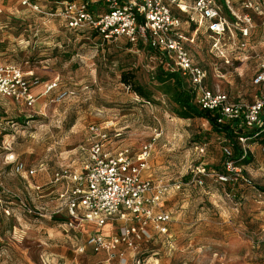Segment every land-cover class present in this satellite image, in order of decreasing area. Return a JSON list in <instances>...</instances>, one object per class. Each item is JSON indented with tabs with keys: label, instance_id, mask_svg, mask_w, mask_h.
<instances>
[{
	"label": "rangeland",
	"instance_id": "374dc122",
	"mask_svg": "<svg viewBox=\"0 0 264 264\" xmlns=\"http://www.w3.org/2000/svg\"><path fill=\"white\" fill-rule=\"evenodd\" d=\"M38 1L46 8L63 0ZM98 8L103 10L101 4ZM173 11L185 21L183 31L189 37L185 44L195 62L208 69L209 85L227 92L232 100H254L264 88L254 83L259 57L264 56V46L259 45L264 42V33L259 32L260 17L256 18L255 37L253 31V57L242 62L230 59L234 54L231 52L226 61L210 52L212 37L205 28L201 27L191 39L196 26L186 22V14L176 5ZM137 45L129 47L125 38L107 41L74 31L60 18L28 9L13 14L0 12V63L19 64L24 71H34L41 81L39 98L32 108L0 94V264L105 261L106 253L78 252L88 233L61 225L67 218L65 209L60 216L50 214L60 202L40 209L29 188V182L39 177L16 174L12 162L24 161L29 166L43 163L48 172L66 166L81 169L74 158L84 152L78 147L87 144L93 124L106 126L112 141L120 138L135 152L152 141L154 128L162 129L149 158L148 174L155 181L189 182L191 170L199 165L223 169L228 140L213 132L206 119L178 117L159 92L158 103H146L121 81L120 65H129L141 82H151L155 71L150 60L152 52L146 45ZM68 50L71 56L63 57ZM57 77L61 87H76L80 94L62 102L55 101L57 90L40 94L45 82ZM114 129H119L121 136L115 138ZM262 141L264 135L246 142L250 161L241 166L250 184L222 183L209 176L203 185L192 183L170 191L163 208L174 218L171 235L145 242L139 255L149 257L150 264H264ZM126 255L130 257L132 252L126 251ZM111 264H119L118 259Z\"/></svg>",
	"mask_w": 264,
	"mask_h": 264
},
{
	"label": "built area",
	"instance_id": "2783aa9c",
	"mask_svg": "<svg viewBox=\"0 0 264 264\" xmlns=\"http://www.w3.org/2000/svg\"><path fill=\"white\" fill-rule=\"evenodd\" d=\"M103 1L104 10L96 11L91 9L87 0H65L52 10L35 0H19L25 9L60 18L71 29H93L107 41L125 38L128 43H142L152 50L150 60L155 67L167 59L174 61L182 76L195 89L197 105L215 112L219 123L242 120L248 128L262 123L264 88L252 102L232 100L227 92L212 88L208 82V69L195 62L185 44V40H189L183 31L185 21L174 13L173 6L186 14V22L196 26L191 39L203 27L212 37V54L229 61V53L233 52L230 59L244 62L250 60L255 51L252 37L258 26L257 16L264 28V0H190L191 3L185 0ZM259 62L254 83L264 87V56L259 57ZM40 84L33 71H24L14 62L0 63V94L18 104L34 107L39 98L34 88ZM59 85L58 77L47 81L40 94L57 90V102L80 94L76 87ZM126 88L129 90V86ZM162 134V129L154 128L152 141L143 143L138 152L129 147L113 151L107 149L112 138L106 126L93 124L89 127L88 158L82 168L66 166L54 172L51 182H65L68 186L60 195V207L52 214H60L65 209L67 220L64 225L70 228L82 229L89 223L96 226L85 243L78 247V252L106 253L104 262L107 264L115 259L119 264H150L151 259L145 260L139 253L145 242L157 236L171 235L170 225L174 218L170 211L163 208L170 191L180 190L192 183L203 185L204 179L209 176L222 183H251L243 166L232 159L233 150L229 145L224 147L227 156L225 171L199 165L191 170L189 182L173 184L144 176L155 141ZM239 140L246 155L248 138L239 137ZM260 148L264 152V143ZM12 162L15 173L25 177L34 176L44 168L43 163L29 166L24 161ZM104 227L108 230L103 231ZM126 251L132 252V255L128 257Z\"/></svg>",
	"mask_w": 264,
	"mask_h": 264
},
{
	"label": "trees",
	"instance_id": "16d2710c",
	"mask_svg": "<svg viewBox=\"0 0 264 264\" xmlns=\"http://www.w3.org/2000/svg\"><path fill=\"white\" fill-rule=\"evenodd\" d=\"M104 2V1H103ZM97 4H102L97 3ZM105 7L104 5H102ZM92 10L100 11V9L91 6ZM69 28L68 26H65ZM71 29V28H69ZM78 32H88L91 36H99V33L93 29L75 30ZM132 43H128L131 47ZM137 46L145 47L142 43ZM149 48V47H148ZM149 51L152 50L149 48ZM71 51H64L63 57L69 58ZM121 81L129 86L137 98L148 103H158L156 97L157 92L161 93L171 107V110L180 118H203L206 119L212 127V131L218 135L224 136L228 140V145L233 150V160L237 165H245L250 161V154L244 155V149L240 143L239 137L249 139L264 135V117L262 123L253 128H248L242 120L229 121L225 124L218 122V115L211 111L200 108L195 102L196 91L187 78L183 77L180 70L176 67L174 61L167 59L162 64L155 67V71L151 75L150 83H143L139 80L136 71L129 65H120ZM264 143V141H262ZM198 148V147H197ZM201 148V147H200ZM220 170V169H219ZM221 171H225V167ZM264 191V187H261ZM29 210V209H28ZM30 211V210H29ZM60 216V215H54ZM67 220V218H64ZM66 221H63V223ZM145 260L148 258L143 257Z\"/></svg>",
	"mask_w": 264,
	"mask_h": 264
},
{
	"label": "crops",
	"instance_id": "0c3cea01",
	"mask_svg": "<svg viewBox=\"0 0 264 264\" xmlns=\"http://www.w3.org/2000/svg\"><path fill=\"white\" fill-rule=\"evenodd\" d=\"M5 1L7 2V5H4ZM35 1L39 2L38 0H35ZM63 1H65V0H63ZM63 1H56L59 5H56L55 7H47V5H46V8L51 9V10L56 9L62 5ZM87 1H89L91 3V6H94L96 8L98 6L97 2H99V3L101 2L102 3L101 5H104L103 0H87ZM40 4L44 6V4H42V3H40ZM21 8L25 9L22 5H20L19 0H0V12L5 10L6 12L13 14L15 11L18 12ZM25 10H27V9H25ZM103 10H104V6H103ZM259 28H260L259 32H261V30H262L264 33V28H262L261 25H259ZM257 33H258V31H257V29H255V35L253 32L254 37L257 35ZM263 44H264V42L260 43L259 45H261V47H262V46H264ZM34 90L36 93H39L38 92L39 86L35 87ZM252 101H254V100H252ZM106 125L109 126V124H106ZM114 131H115V134H114L115 138H118V136H121L122 133H121V131H119V129H114ZM88 138H89V134L87 137V144L85 145L86 147L89 144ZM119 139H115V140L111 141L107 145V149L115 151L116 149L123 148V146H126V147L130 146L129 148H131V145H124V144H122L121 140H119ZM85 146L80 145V147H78V148H82V150H84V152H81L79 155L75 156V158H74V161L78 160L81 163V168L85 164V162L87 161V158H88L89 146L86 149H85ZM78 151H79V149H77V151H75V152H77V154H78ZM82 153H84V154H82ZM47 170H48L47 167L44 166V168L38 170L36 175L30 176L32 178H35L36 176L39 177L38 179L35 180V182H29V188H30V191L34 195V198L40 204V206H41L40 209H46L50 203H53L52 204V206H53L55 203L60 202V205H61L60 195L66 190V188L68 186L64 182H62L65 184V185H63V187L60 185L61 183H59V184L52 183L51 181H52V177L54 174L53 172H55V170L52 172H48ZM56 170H58V169H56ZM144 176L152 177L151 174H148V169H146L144 171ZM22 177L25 178V176H22ZM26 177H29V176H26ZM30 191H29V194L31 195ZM37 208H38V210H40L39 207H37ZM34 212H36V211H34ZM39 214H41V213H39ZM50 214H52V213L50 212ZM52 215H54V214H52ZM57 215H59V214H57ZM62 217H64V216H62ZM61 225H64V223H62ZM95 228H96V226L94 224L89 223V224H86L84 227H82V229H76V230L79 233H83L85 231L89 235L92 231L96 230ZM87 251H90V250H87ZM95 264H98V263H95ZM100 264H107V263H105L103 261V263H100Z\"/></svg>",
	"mask_w": 264,
	"mask_h": 264
}]
</instances>
